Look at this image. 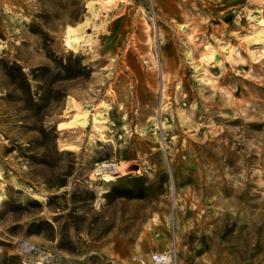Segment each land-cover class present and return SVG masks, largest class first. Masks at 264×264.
Here are the masks:
<instances>
[{
	"label": "rangeland",
	"instance_id": "1",
	"mask_svg": "<svg viewBox=\"0 0 264 264\" xmlns=\"http://www.w3.org/2000/svg\"><path fill=\"white\" fill-rule=\"evenodd\" d=\"M259 20L264 0H0V264H264Z\"/></svg>",
	"mask_w": 264,
	"mask_h": 264
},
{
	"label": "bare ground",
	"instance_id": "2",
	"mask_svg": "<svg viewBox=\"0 0 264 264\" xmlns=\"http://www.w3.org/2000/svg\"><path fill=\"white\" fill-rule=\"evenodd\" d=\"M256 24L262 26V25H264V20H259ZM258 33H259V36L252 41V44H260V43L264 44V28L259 30ZM205 48L208 50V53L206 55H204L203 59L206 60L207 62L214 61V58L217 56V52L215 50H213L212 48H210L209 46H206ZM222 98H223V96H222ZM86 112L85 111H79L77 114H74V119L71 122L72 123L76 122V124L79 123L80 125H85L87 122ZM99 122H102V121H99L96 118H94V123H99ZM64 124L65 123H60L59 128H63ZM118 168H119V166L115 162L103 163V164H100L97 166V168L94 171V176L98 179H102V180L104 179V180L109 181L110 179H112L111 175H113L114 173L119 171Z\"/></svg>",
	"mask_w": 264,
	"mask_h": 264
},
{
	"label": "built area",
	"instance_id": "3",
	"mask_svg": "<svg viewBox=\"0 0 264 264\" xmlns=\"http://www.w3.org/2000/svg\"><path fill=\"white\" fill-rule=\"evenodd\" d=\"M107 163V162H104ZM103 164V163H101ZM151 261L154 264H167L171 262L170 252H160L151 255Z\"/></svg>",
	"mask_w": 264,
	"mask_h": 264
},
{
	"label": "trees",
	"instance_id": "4",
	"mask_svg": "<svg viewBox=\"0 0 264 264\" xmlns=\"http://www.w3.org/2000/svg\"><path fill=\"white\" fill-rule=\"evenodd\" d=\"M111 191L118 194V195H122V192L119 190V187L116 185L112 187Z\"/></svg>",
	"mask_w": 264,
	"mask_h": 264
}]
</instances>
